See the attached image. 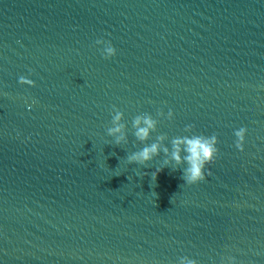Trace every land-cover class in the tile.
<instances>
[{"label": "water", "instance_id": "1", "mask_svg": "<svg viewBox=\"0 0 264 264\" xmlns=\"http://www.w3.org/2000/svg\"><path fill=\"white\" fill-rule=\"evenodd\" d=\"M113 105L128 143L105 133ZM157 108L173 117L145 143L216 134L203 180L126 161L132 116ZM179 256L264 264V0H0V264Z\"/></svg>", "mask_w": 264, "mask_h": 264}, {"label": "clouds", "instance_id": "2", "mask_svg": "<svg viewBox=\"0 0 264 264\" xmlns=\"http://www.w3.org/2000/svg\"><path fill=\"white\" fill-rule=\"evenodd\" d=\"M99 47L97 50L105 59L115 55L116 49L111 41L103 38H97L93 42ZM17 83L22 85L32 86L34 81L25 75L17 77ZM163 116L170 120L173 117L172 109L169 108L166 112L157 108L155 116L149 112H141L132 116L130 120V127L132 129L131 135L136 142L140 143V147L136 150L130 151L126 155L128 163H136L138 165H145L147 162L153 160L154 157L162 154L163 159L161 165L157 167L156 172L160 171V167L164 165H171V168L176 169V165L183 163L184 167L181 169V178L185 184H195L205 178L209 173L206 165L213 162L218 149L217 136L215 133L205 135L203 133L193 132V125L188 123L183 127L185 134L172 136L167 138V144L164 143L166 137L163 134H157L150 142L149 137L156 131L158 120L156 117ZM110 126L106 127L105 133L111 137V143L120 145L128 143V135L126 132V123L123 120V113L112 106L110 110ZM244 128L239 122L231 126V146L234 149H239ZM156 172L152 173L153 178ZM155 195V193H153ZM227 264H234V257H226ZM176 264H197V261L188 256H179Z\"/></svg>", "mask_w": 264, "mask_h": 264}]
</instances>
